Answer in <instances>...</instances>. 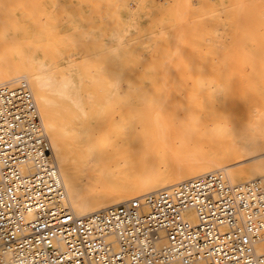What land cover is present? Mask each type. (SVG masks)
Here are the masks:
<instances>
[{
    "label": "rangeland",
    "instance_id": "1",
    "mask_svg": "<svg viewBox=\"0 0 264 264\" xmlns=\"http://www.w3.org/2000/svg\"><path fill=\"white\" fill-rule=\"evenodd\" d=\"M30 57L93 103L69 144L153 131L146 178L163 130L218 149L264 125V0H0V64Z\"/></svg>",
    "mask_w": 264,
    "mask_h": 264
},
{
    "label": "built area",
    "instance_id": "2",
    "mask_svg": "<svg viewBox=\"0 0 264 264\" xmlns=\"http://www.w3.org/2000/svg\"><path fill=\"white\" fill-rule=\"evenodd\" d=\"M264 175L210 171L77 215L30 82L0 83V264H264Z\"/></svg>",
    "mask_w": 264,
    "mask_h": 264
},
{
    "label": "bare ground",
    "instance_id": "3",
    "mask_svg": "<svg viewBox=\"0 0 264 264\" xmlns=\"http://www.w3.org/2000/svg\"><path fill=\"white\" fill-rule=\"evenodd\" d=\"M36 62L30 57L7 65L0 64V83L18 77H24L30 82L67 191V203L77 215H88L210 171L222 170L233 182L248 181L264 175L262 121L253 124V142H234L218 149H210L199 143H191L188 149H182L185 145L182 148L175 145L171 147V132L168 134L163 130L160 133L161 141L157 136L162 143H159V148L152 155V162L147 161V178L144 159L150 146L148 139L152 138L153 131L146 130V134L140 135L112 133L100 139L90 138L82 147L73 146L68 143L67 126L88 125L86 121L92 114L89 108L94 107L93 103L85 101L76 71L55 73L47 68L46 63L39 59ZM180 139L183 140L182 137ZM148 156L150 159L151 156ZM256 157L263 158L257 161ZM242 159H246L245 162H241ZM247 162L250 163L242 165ZM257 249L264 252V240L257 245Z\"/></svg>",
    "mask_w": 264,
    "mask_h": 264
}]
</instances>
